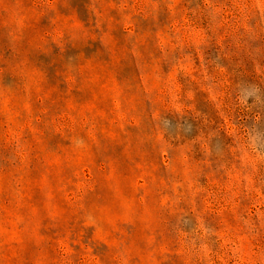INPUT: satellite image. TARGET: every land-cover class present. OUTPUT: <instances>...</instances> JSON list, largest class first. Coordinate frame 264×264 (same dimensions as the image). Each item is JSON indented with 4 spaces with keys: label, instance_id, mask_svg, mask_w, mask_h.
<instances>
[{
    "label": "rangeland",
    "instance_id": "rangeland-1",
    "mask_svg": "<svg viewBox=\"0 0 264 264\" xmlns=\"http://www.w3.org/2000/svg\"><path fill=\"white\" fill-rule=\"evenodd\" d=\"M0 264H264V0H0Z\"/></svg>",
    "mask_w": 264,
    "mask_h": 264
}]
</instances>
